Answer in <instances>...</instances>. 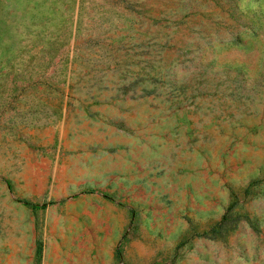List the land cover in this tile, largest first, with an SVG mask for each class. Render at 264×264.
I'll return each mask as SVG.
<instances>
[{"label":"rangeland","instance_id":"374dc122","mask_svg":"<svg viewBox=\"0 0 264 264\" xmlns=\"http://www.w3.org/2000/svg\"><path fill=\"white\" fill-rule=\"evenodd\" d=\"M0 264H264V0H0Z\"/></svg>","mask_w":264,"mask_h":264}]
</instances>
